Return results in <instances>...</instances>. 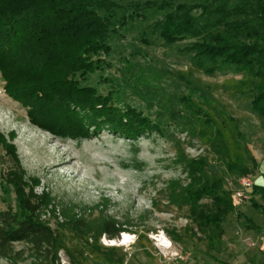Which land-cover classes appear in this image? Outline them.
<instances>
[{"label":"rangeland","instance_id":"rangeland-1","mask_svg":"<svg viewBox=\"0 0 264 264\" xmlns=\"http://www.w3.org/2000/svg\"><path fill=\"white\" fill-rule=\"evenodd\" d=\"M112 1L130 5L161 0ZM160 18L154 13L148 23L136 22L124 37L116 38L108 59L111 67L92 75L88 84L103 96L113 93L121 107L130 106L159 123L161 133L130 139L108 129L94 134L91 128L89 139L55 136L31 123L28 110L6 95L0 72V212L16 208L17 196L4 177L14 165L8 153L13 146L31 190L48 194L52 200L42 208L40 221L68 249L60 251L54 262L44 255L35 257L25 243H15L14 253L20 255L14 263L0 257V264H121V260L122 264H264V213L252 202L264 206L261 195H254L252 188L239 204L234 198L242 190L239 178L227 172L197 132L205 125L204 113L237 120L259 164L254 176L244 178L264 187V120L253 111L250 99L231 87L241 79L234 68L224 66L212 75L207 72L211 65H201L189 53L194 40L167 45L152 36L154 45L143 44L142 33ZM183 100L204 113L194 115ZM198 158L208 162L211 177L223 178L236 207L224 224V245L218 252L207 251V241L193 225L188 207L173 198L180 187L191 184L183 162ZM103 203L108 216L131 222L125 233L129 240L122 245V234L114 245L103 237L98 250H92V240L60 220L58 212L70 205L91 208ZM201 204L212 203L205 199ZM238 213L243 219L238 220ZM245 218L253 220L260 231L247 230ZM189 227L197 236L187 234Z\"/></svg>","mask_w":264,"mask_h":264},{"label":"trees","instance_id":"trees-1","mask_svg":"<svg viewBox=\"0 0 264 264\" xmlns=\"http://www.w3.org/2000/svg\"><path fill=\"white\" fill-rule=\"evenodd\" d=\"M154 13L161 18L142 33L143 44L154 45L152 36L167 45L194 40L189 53L201 65H211L209 74L224 66L234 68L241 79L231 87L247 96L264 120V0H161L130 5L112 0H0V72L6 95L28 110L31 123L61 138L89 139L91 128L94 134L108 129L130 139L161 133L159 123L130 106L121 107L113 93L103 96L88 84L92 75L111 67L108 59L114 53V40L124 37L136 22L148 23ZM182 103L194 115L204 113L196 105ZM204 116L199 137L227 172L239 179L254 176L259 164L238 121L231 116L220 119L212 112ZM9 150L14 165L4 177L17 199L15 209L0 212V257L14 263L20 252L14 253L13 245L25 243L35 257L44 255L57 262L59 252L68 251L67 244L39 219L52 200L31 190L13 146ZM183 163L191 184L180 187L173 198L188 207L193 225L207 241V251L218 252L224 245V224L236 212L233 198L223 178L210 176L206 160ZM253 189L264 201V187ZM205 199L212 204H201ZM252 202L264 213L262 204ZM107 210L103 203L91 208L70 205L59 212L67 225L92 240V250H98L103 237L120 240L131 227L129 221L108 216ZM237 218L243 215L238 213ZM243 223L247 230L260 231L251 219ZM193 230L186 229L190 237L197 236Z\"/></svg>","mask_w":264,"mask_h":264},{"label":"built area","instance_id":"built-area-1","mask_svg":"<svg viewBox=\"0 0 264 264\" xmlns=\"http://www.w3.org/2000/svg\"><path fill=\"white\" fill-rule=\"evenodd\" d=\"M239 182L242 190L237 192L234 198L239 204H241L246 199V192L254 187V183L249 178H241L239 179ZM58 216L60 220L64 221V218L60 212H58Z\"/></svg>","mask_w":264,"mask_h":264},{"label":"bare ground","instance_id":"bare-ground-1","mask_svg":"<svg viewBox=\"0 0 264 264\" xmlns=\"http://www.w3.org/2000/svg\"><path fill=\"white\" fill-rule=\"evenodd\" d=\"M128 240H129V237L125 234V235L123 236V238H122L120 241H122V245H124V244H126V243L128 242ZM112 243H113L114 245L117 244L115 241H113Z\"/></svg>","mask_w":264,"mask_h":264}]
</instances>
